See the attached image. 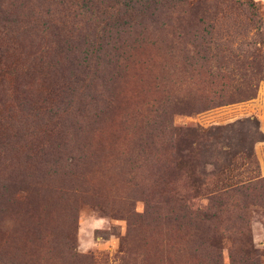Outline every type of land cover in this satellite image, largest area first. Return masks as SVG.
Segmentation results:
<instances>
[{"label":"rangeland","instance_id":"374dc122","mask_svg":"<svg viewBox=\"0 0 264 264\" xmlns=\"http://www.w3.org/2000/svg\"><path fill=\"white\" fill-rule=\"evenodd\" d=\"M1 5L0 264H264V0L172 1L158 44L189 57L111 63L56 57L72 28L59 1ZM172 124L221 127L186 140L219 141L198 169L245 204L199 223L190 199L193 219L172 223V195L193 192L187 166L172 181Z\"/></svg>","mask_w":264,"mask_h":264},{"label":"trees","instance_id":"16d2710c","mask_svg":"<svg viewBox=\"0 0 264 264\" xmlns=\"http://www.w3.org/2000/svg\"><path fill=\"white\" fill-rule=\"evenodd\" d=\"M36 0H0L3 4L8 2L9 6H18L25 8L32 5ZM48 0H43L46 4ZM59 1L62 5L66 21L72 22V28L67 26L60 27L62 31L59 33L60 40L56 57L67 56L70 58H82L85 60H96L100 62L111 63L113 61H122L130 58L162 56V57H186L190 55L187 48H173L172 45L166 44L160 46L159 39L169 38L172 36V1L175 0H53ZM39 2V1H38ZM167 21V22H165ZM177 37L183 38L190 36L192 32L182 31ZM148 46L156 48V52L148 49ZM194 51V50H193ZM198 54L200 51L195 50ZM166 114V113H165ZM161 114V117L165 116ZM221 130V127L214 126L210 129L203 127L177 128L172 124V140L176 139V143L172 142L174 150V160L172 161V181L176 182L181 179V166H187L190 174L188 176L190 182V190L192 193L188 195H172V223L177 222L180 226H186L185 220L189 216L192 218L193 211L188 208L190 199H198L201 202L206 201L205 213L195 212V219L202 222H212L219 220L225 213V208L232 204L233 199L237 197L242 204L247 202V192L240 185L231 187H212V183L219 178L217 173L201 172L198 166L205 154H220L222 150H218L216 143L219 141L208 143L210 141H199V145L203 148L197 149L192 146V141L186 140V135H209L213 136ZM83 131L82 126H76L74 132L78 135ZM59 133V132H57ZM61 133V132H60ZM180 138V139H179ZM207 145L211 148L208 149ZM188 149V152H185ZM254 153V147L248 153L249 157ZM52 155H56L52 153ZM221 155V154H220ZM168 168V167H167ZM254 177L250 179L254 181ZM240 207V203H235ZM242 207V205H241ZM225 209V210H224ZM192 211V212H191ZM188 212V215H186ZM240 220H243L238 216ZM182 220L185 223H182ZM237 227V223L233 224L230 229ZM201 226L198 227V229ZM239 233H243L244 238L248 239V232L244 229V225L239 226ZM216 232H218L216 230ZM209 239V238H208ZM206 241H202L204 244ZM243 244L248 240L243 239ZM220 257V256H219ZM244 259V258H243ZM259 264L262 263L260 259ZM261 261V263H260ZM248 264V258L240 261V264ZM256 261L252 264H255ZM220 264V260L215 261Z\"/></svg>","mask_w":264,"mask_h":264}]
</instances>
